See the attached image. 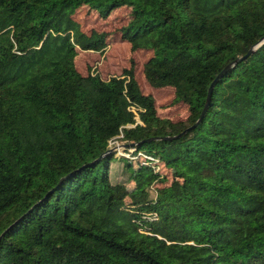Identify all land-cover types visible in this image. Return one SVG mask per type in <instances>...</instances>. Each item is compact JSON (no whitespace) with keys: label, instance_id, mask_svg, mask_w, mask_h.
Wrapping results in <instances>:
<instances>
[{"label":"trees","instance_id":"trees-1","mask_svg":"<svg viewBox=\"0 0 264 264\" xmlns=\"http://www.w3.org/2000/svg\"><path fill=\"white\" fill-rule=\"evenodd\" d=\"M83 7L130 8L116 34L152 52L144 78L185 118L159 114L134 59L78 69L111 34L84 31ZM263 37L264 0H0V264H264V44L196 127L145 141L191 127ZM116 137L143 142L125 156Z\"/></svg>","mask_w":264,"mask_h":264},{"label":"rangeland","instance_id":"rangeland-1","mask_svg":"<svg viewBox=\"0 0 264 264\" xmlns=\"http://www.w3.org/2000/svg\"><path fill=\"white\" fill-rule=\"evenodd\" d=\"M130 8L122 7L114 11L109 18L104 19L99 16L96 11H91L88 7L81 8L75 15L76 19L81 24L84 31L90 32L91 29H99L101 31L110 32L109 45L104 51L97 52L95 50H80L77 58L78 69L86 73L89 67H92L95 72H98L103 79H109L112 76L119 75L124 68H129L131 59L135 61V75L141 84L145 93L153 94L157 99L159 114L170 117L173 120L183 119L187 115L185 106L166 107L167 102L173 97V92L170 88H153L145 80L143 75V64L152 55L149 51L131 50L129 42L123 41L121 35L116 34V29L124 26L128 22V14ZM112 38V39H111ZM120 141V140H119ZM123 146L124 143L120 142ZM120 146V151L123 153L125 146ZM112 147H116L113 145ZM118 151V149H117ZM131 152V150H130ZM125 153H129L128 151ZM128 156V155H127ZM155 165L156 171H160L166 178L167 182H171L174 172L163 167V165ZM122 169L119 163L113 164V170L120 172ZM138 169V166H136ZM127 176L124 173L117 175L120 180ZM162 186V183L156 184ZM156 191L152 190V195L155 196Z\"/></svg>","mask_w":264,"mask_h":264},{"label":"water","instance_id":"water-1","mask_svg":"<svg viewBox=\"0 0 264 264\" xmlns=\"http://www.w3.org/2000/svg\"><path fill=\"white\" fill-rule=\"evenodd\" d=\"M263 44H264V37L261 38L256 44H254L245 55L237 58L233 63H230L229 65H227L223 69V71L221 73H219V75L215 78V80L210 85L209 92H208V96H207V100H206V103H205V106H204V109H203L201 115L199 116L198 120L191 127L185 129L184 131H182L181 133H179L177 135H172V136H157V137H152V138L146 139L145 141L178 139V138L182 137L184 134H186L187 132H189L190 130H192L194 127H196L203 120V118L205 117V115H206V113L208 111V108H209V105H210V102H211V98H212L213 88H214L215 84L218 82V80L226 73V71L231 66H233L235 63L239 62L240 60L245 59L248 56H250L253 53H255L257 51V49L261 45H263ZM142 142H139V143H136L135 142V143H130V144L126 143L123 146H125V147L136 146L138 144H141ZM116 149H117L116 147H112L111 150H116ZM0 239H1V237H0Z\"/></svg>","mask_w":264,"mask_h":264},{"label":"built area","instance_id":"built-area-1","mask_svg":"<svg viewBox=\"0 0 264 264\" xmlns=\"http://www.w3.org/2000/svg\"><path fill=\"white\" fill-rule=\"evenodd\" d=\"M121 136H122V135H121ZM119 138H120V137H116V138H114V139L111 141V144L116 146V148L118 149L119 154H122V155H125V156H127V155L129 156V155H130L129 153H125V152L122 153V152L120 151V149H121L120 146H122V145H121V143H120V141H119ZM118 147H119L120 149H119ZM122 148H123V146H122ZM130 150L132 151V150H134V148H131ZM138 156L141 157L142 159H148V158L151 159V157H149L148 155H146V154L143 153V152H139ZM153 162H154V163H157L158 160H155V161H153Z\"/></svg>","mask_w":264,"mask_h":264}]
</instances>
